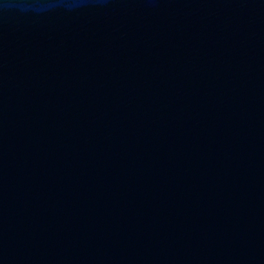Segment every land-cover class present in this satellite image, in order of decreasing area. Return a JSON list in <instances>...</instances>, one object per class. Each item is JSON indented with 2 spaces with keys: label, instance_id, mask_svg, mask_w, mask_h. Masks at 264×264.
Returning a JSON list of instances; mask_svg holds the SVG:
<instances>
[{
  "label": "water",
  "instance_id": "1",
  "mask_svg": "<svg viewBox=\"0 0 264 264\" xmlns=\"http://www.w3.org/2000/svg\"><path fill=\"white\" fill-rule=\"evenodd\" d=\"M0 264H264V0H0Z\"/></svg>",
  "mask_w": 264,
  "mask_h": 264
}]
</instances>
